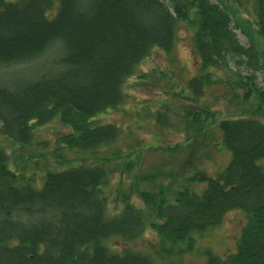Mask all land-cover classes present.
<instances>
[{"label":"trees","instance_id":"1","mask_svg":"<svg viewBox=\"0 0 264 264\" xmlns=\"http://www.w3.org/2000/svg\"><path fill=\"white\" fill-rule=\"evenodd\" d=\"M227 8L213 0H0V72L41 62L57 48L50 69L11 80L0 73L2 132L31 143L34 128L59 115L74 129L59 140L87 153L83 161L96 158L121 131L92 117L123 103L125 81L155 46L172 49L180 21L194 22L192 43L201 70L230 58H246L257 70L259 52L241 43ZM255 15L264 43V0H256ZM239 76L264 104L254 75ZM221 128L232 159L202 194L185 190L174 204L159 203L158 194L148 191L140 196L164 218L152 223L160 241L188 240L189 248L195 231L220 224L233 209L245 210L238 251L224 259L210 255L208 264H264V123L238 118L223 120ZM110 160L49 172L38 189L9 167L0 148V264H156L149 254L118 253L103 242L113 236L135 241L148 223L131 202L118 216L108 215Z\"/></svg>","mask_w":264,"mask_h":264},{"label":"rangeland","instance_id":"2","mask_svg":"<svg viewBox=\"0 0 264 264\" xmlns=\"http://www.w3.org/2000/svg\"><path fill=\"white\" fill-rule=\"evenodd\" d=\"M213 1L228 7L241 43L253 44L259 52L257 70L247 66L246 58H230L228 64L201 70L202 60L195 57L192 43L194 22L180 21L172 49L155 46L125 81L124 102L92 117L95 123H114L121 131L116 143L102 146L96 158L91 155L83 161L87 153L72 150L59 140L74 132L59 115L36 126L31 143L5 134L0 125V148L9 156V167L28 177L38 189L43 188L49 172L111 159L107 162L111 170L106 186L108 215L118 216L131 202L148 218L146 232L135 241L117 236L104 239V244L118 253L140 251L152 256L156 264H208L210 255L224 259L238 251L248 220L245 210L233 209L220 224L195 231L189 248L188 240L176 244L160 241L152 223L164 218L140 196L148 191L158 194L159 203L164 199L166 204H174L185 190L202 194L209 179L218 178L232 159L224 142L223 120L245 118L264 123V104L258 91L239 76L254 75L251 81L264 89V43L254 24L256 0ZM197 18L192 14V20ZM56 55L57 48H53L41 62L4 68L0 75L6 80L34 75L50 69Z\"/></svg>","mask_w":264,"mask_h":264}]
</instances>
